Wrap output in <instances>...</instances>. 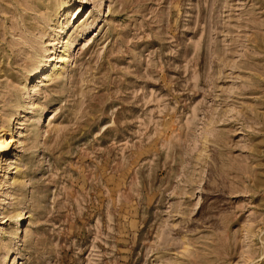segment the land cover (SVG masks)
Segmentation results:
<instances>
[{
	"label": "rangeland",
	"instance_id": "374dc122",
	"mask_svg": "<svg viewBox=\"0 0 264 264\" xmlns=\"http://www.w3.org/2000/svg\"><path fill=\"white\" fill-rule=\"evenodd\" d=\"M6 137L0 264H264V0H0Z\"/></svg>",
	"mask_w": 264,
	"mask_h": 264
},
{
	"label": "bare ground",
	"instance_id": "6f19581e",
	"mask_svg": "<svg viewBox=\"0 0 264 264\" xmlns=\"http://www.w3.org/2000/svg\"><path fill=\"white\" fill-rule=\"evenodd\" d=\"M65 56H60L59 62H64ZM10 137L0 139V155L5 154L11 147L9 142Z\"/></svg>",
	"mask_w": 264,
	"mask_h": 264
}]
</instances>
